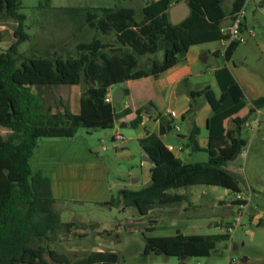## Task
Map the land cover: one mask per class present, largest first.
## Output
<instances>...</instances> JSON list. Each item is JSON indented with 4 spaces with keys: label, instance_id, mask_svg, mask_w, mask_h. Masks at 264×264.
<instances>
[{
    "label": "trees",
    "instance_id": "obj_1",
    "mask_svg": "<svg viewBox=\"0 0 264 264\" xmlns=\"http://www.w3.org/2000/svg\"><path fill=\"white\" fill-rule=\"evenodd\" d=\"M23 0H0V21L13 19L18 23L13 44L0 52V264H116L119 256L113 252H93L77 263L56 250L53 237L58 229L71 231L76 223H61L54 209L51 182L40 173L34 174L30 158L39 142V130L50 129L53 136L71 138L81 129H109L130 113L117 112L114 102L105 101L110 87L131 79L157 77L185 59L190 47L223 39L221 24L229 14L245 8L248 0H234L228 13L224 0H143L146 3L138 19L137 10L114 0L110 8L83 7L86 24L101 36L114 34L115 43L95 38L77 46L78 57L67 61L52 58H27L19 51L29 39L25 32L26 16L20 12ZM187 2L191 14L180 24L171 22L169 10ZM97 37V36H96ZM241 45L231 43L224 52L230 61ZM163 51V60H154L148 69L140 66V58ZM219 95L207 86L193 91L192 98L204 96L213 115L207 121L210 142L200 147L199 127L192 122L187 145L192 151H206L207 162L188 163L177 157L157 134L148 133L140 140L145 154L153 161L152 182L139 191L122 189L118 197L101 203L136 208L147 216L155 209L179 208L185 197L170 194L169 190L188 189L196 185L220 186L232 193L242 192L240 179L227 169L238 159L247 142L243 138L234 146H223L225 137L241 135L250 115L264 107V96L250 104L228 66L215 72ZM94 79L95 83L92 82ZM77 80L83 86L79 110L73 113L64 102L63 84ZM249 104L244 117L239 113ZM151 105V104H149ZM137 110L132 127L142 122L141 115L149 107ZM193 102L183 116L194 118L198 112ZM232 121L228 128L226 122ZM172 122L163 120L161 133H167ZM223 143H222V142ZM234 205L241 202L233 201ZM262 220L258 226H262ZM153 231L152 227L147 228ZM230 234L173 236L145 235L143 254L167 255L168 245L179 244L182 256L210 257L221 241H230Z\"/></svg>",
    "mask_w": 264,
    "mask_h": 264
},
{
    "label": "rangeland",
    "instance_id": "obj_2",
    "mask_svg": "<svg viewBox=\"0 0 264 264\" xmlns=\"http://www.w3.org/2000/svg\"><path fill=\"white\" fill-rule=\"evenodd\" d=\"M114 0H23L22 8L20 10L26 16L25 32L29 34L30 38L22 42L19 46L21 52L31 51L39 48L37 44L39 42L40 27H46L52 29L56 35L59 31H67V27H74L77 25L80 31V40L90 42L95 38H102L103 41L111 43L113 46H119L115 43L114 34L109 36H101L93 29L86 30L83 28V20L80 15L73 18L72 23L71 12L78 11L83 12L81 8L85 6L90 7H108L114 5ZM233 0H225V9H230ZM126 5H134L138 12H141V8L144 5L143 0H126ZM246 15L248 18L249 26L252 33L245 32L246 43L241 44L238 47L233 61L230 62V69L236 76L242 78L244 82V89L246 92V100L250 104V98L252 92L247 89V84H253L257 81L259 91H264V5L261 7L259 3H249L246 7ZM7 21L3 20L2 25L5 26ZM8 27H4L5 37L7 41L11 40L12 36L9 33ZM73 25V26H72ZM82 26V27H81ZM71 29V30H72ZM32 37V38H31ZM0 43L2 47L9 45L8 42ZM222 44L218 42L206 43L200 48L203 52L199 53L195 58L199 67L204 68L206 76H200L196 81L202 85L204 80L215 85L216 93L219 95L220 91L215 83V77L212 72L206 71L208 67H213L216 62L222 63L219 59L215 58L213 54L214 50L221 47ZM7 50V49H6ZM208 51L211 55L208 56ZM144 56L140 59V66L142 68H148L151 60L156 58L162 61L164 58L163 52H158L155 57ZM209 57L208 62H203ZM195 80H192L190 88L196 86ZM117 85L113 86L112 91L115 92ZM204 99L199 96L195 98L193 104L200 109V106L204 103ZM198 109V110H199ZM244 111L243 114H246ZM259 121L264 122V107L257 110L255 113L249 116L247 123L242 128L241 135H235L233 137H225V146H234L239 138H243L247 141V145L242 151V154L237 160L230 162L227 166L228 170L240 179V187L243 189V193L247 194L249 190L252 191V196L249 201V206L246 211H243L242 223L232 236L235 237L234 244L227 246L226 241L218 242L216 249L212 252L210 257H191L182 259V254L177 253V247L170 249L167 255H145L141 254L140 248L144 247L145 235L148 236H171L177 233V228L173 225H180L184 222V218L175 220H164L153 231H148L147 228L155 226L153 214L142 216L136 208L124 209L116 203V205L103 204L100 207L95 206L92 203H69L66 201L59 202L56 205L61 223H68L76 221V228L67 232L66 229L59 228L56 237H53L55 242H49V244L57 243L56 250L60 253L66 254L72 263H77L80 260L88 257L97 248L101 250H107L106 252H113L119 256V260L116 264H228V258H238L240 261L251 259L249 264H264V224L260 227L251 224V218L257 223L262 220L264 223V124L259 132L253 130V126ZM253 125V126H252ZM191 123L189 119H185V122L180 123L179 133L188 134ZM232 124H230V127ZM262 126V125H261ZM87 129H81L80 133H85ZM113 128L109 129H92L90 138L93 141V147L98 150L102 156H107L111 162L112 169L110 170L109 177L116 176V182L120 188H127L133 191H139L143 188L142 180L140 183H133L134 179L140 177L141 174V162H143L144 156L141 155V150L135 141H129V137L135 136V128L127 127L120 128L118 131L125 137L126 141L118 140L113 142L111 133ZM7 134V129L0 128V136ZM171 135L177 136V130L173 129ZM207 131L204 129L201 137H206ZM176 143L180 144V140L175 139ZM116 145V146H115ZM125 146H128L134 157H129L124 150ZM117 149V150H116ZM192 158L186 157L183 151L179 154L186 162H207L208 153L206 151L191 152ZM188 158V159H186ZM252 188L254 190H252ZM189 191L196 193L199 196V200L208 203L207 216L200 218L198 223H207L213 220V210L220 211L218 206H214L217 194H224V188L217 186L213 188L206 185H196L188 188ZM209 194L204 195L205 192ZM118 192L114 193L113 198L118 197ZM235 215H238V209L234 208ZM156 215L161 213L154 212ZM173 214V212H171ZM180 213V211H175ZM153 217V218H152ZM97 222L108 223V230L110 232H104L103 226L95 227L93 224ZM131 229H130V228ZM216 227L214 226L213 229ZM133 230V231H130ZM216 230H213V232ZM199 234L208 233L207 228L198 229ZM218 232V230H217ZM254 234V236H253ZM50 264H64L52 262L51 258L47 255Z\"/></svg>",
    "mask_w": 264,
    "mask_h": 264
},
{
    "label": "crops",
    "instance_id": "obj_3",
    "mask_svg": "<svg viewBox=\"0 0 264 264\" xmlns=\"http://www.w3.org/2000/svg\"><path fill=\"white\" fill-rule=\"evenodd\" d=\"M233 2L231 4L230 9L226 10L224 7L225 11H227L228 13L232 8ZM249 3H255V4L259 3V6L261 7L262 5H264V0L247 1L244 8L245 9V19L243 25L244 34L247 31H248L247 33L249 32L252 33L250 31L251 28L249 26L248 18L246 15V7L248 6ZM114 5H110L106 8L113 7ZM126 6L136 9L134 5H126ZM144 6H146L145 2L142 8ZM85 7H88L90 9L105 8V7H90V6H85ZM77 13L78 15H80V17L83 20V24H82L83 28H85L86 30H90L91 28L86 24L85 21L84 11L80 13L78 11L71 12L70 15L71 18L69 19L70 23H72L73 18L76 19ZM137 13H138V19L140 20L141 12L137 11ZM231 15L232 14H229L226 17V19L222 22L221 26L223 24H226L230 20ZM3 20L7 21V24L5 26L2 25ZM8 24H10L9 33L12 36L11 40L9 41H7L4 31L5 30L4 27L7 28ZM17 25L18 23L16 21L9 18L2 19L0 21V43H4L6 41L9 43V45L6 47H2L0 44V52L6 51V49H8L13 44L15 40L14 32L16 30ZM67 28H68L67 31H59L58 34L56 35V33L52 29H50V27L49 28L40 27L39 29L40 44H37L39 48L24 52H21L19 50L20 53L27 58H52L55 55L62 58V60L64 61H67L69 59H76L78 57L77 46L80 43L86 41L79 39L80 31L77 25L74 27V29H72L73 27L70 26ZM204 44H197L190 47L184 60H182L172 68L168 69L167 71L161 73L157 77L147 76L139 79L127 80L123 83L118 84L115 92L112 91L113 87H110L112 99L114 98L116 93L118 94L117 95L118 97L122 98L121 102L113 101L114 102L113 105L116 111L117 112H123L125 110L130 111L129 114H127L125 117L121 118L119 121L115 123L113 127V131L111 133L113 142H116L118 140L126 141L127 139L125 140V137L118 131V126H120V128H127L131 126V122H133L137 116V110L146 105L151 104L142 113L141 115L142 122L139 124V126L134 127L136 130L134 133L135 136L128 138V142L135 141L138 144L142 156L145 157L147 155L145 154L140 144V140L145 138L148 133H153V134H157L167 147L173 146L175 148L174 154L184 162L186 161L179 154L180 151H183L184 155L188 154V156L186 157L190 156V158H192L191 152H196V151H192L191 147L187 145L188 143L187 137L191 132L193 121L200 129V133L197 136V140L200 147L203 149L208 147V144L210 142V137L208 134L207 121L209 117L213 115V112L210 104L207 102L204 96H199L200 98H203L205 102L200 106V109L198 110L196 116L194 118H191L190 116H186L185 118L186 120L189 119L191 123L188 134L179 133L180 123L185 122V119L183 120V116L190 108V104L193 101H195L196 98V97L192 98L191 93L193 91L203 90L207 86H210L215 92L217 89L215 85H213L210 82H207V80H204L202 85H200L196 81L198 77L204 75L206 76L204 72L205 69L198 66L195 58L199 53L203 52L200 46ZM159 52H163V51H159ZM224 52H225L224 46L218 47L216 50H214L213 54L215 55V58L222 61V63H219L218 61L216 62V64H214L213 67H208L206 69L207 73L212 72L215 77L216 70L221 68L222 66H228L230 69L229 64L230 62L233 61L234 56L230 61H226L224 57ZM156 54L149 56L153 58L155 57ZM207 54L208 56L211 55L209 51ZM151 57H149V59H152ZM204 59L205 60L203 62L206 63L209 61L210 58L207 57ZM154 60L157 59L154 58L153 60H151V62ZM148 68H144V69H148ZM230 71L232 72L234 78L237 80V82L242 87L244 93L246 94L243 84L244 82H242L243 81L242 78L239 75L236 76L231 69ZM192 80H195V84L197 85L194 86L193 88L192 87L190 88V85L192 84ZM71 82L72 84H70L69 81H66L65 84H63L64 102L69 106V108L73 113H77L79 110V99L83 93V86L77 84L80 83L77 80ZM215 83H217L216 77H215ZM258 86L259 85L257 81L253 84V86L249 83L247 84L248 91L255 93L252 94V97L250 98L251 102L261 96H264V91L258 92L259 91ZM121 91H122V95L120 94ZM244 111H247L248 113L249 104L244 110H242L239 113L240 117H244L245 115H247V113L243 114ZM166 112L168 113L174 112L175 116L173 118L165 117L164 114ZM163 120H165L166 122L171 121L172 126H169L170 128L168 127L167 133L162 134L161 131L163 126ZM225 124L228 128H230V124H232V121L228 120ZM176 126L179 127L178 130L175 128ZM262 127L263 125L259 128L257 132H259ZM173 129L177 130L178 135L176 137L171 135V131ZM204 129L207 131V136L201 137ZM91 132L92 129H87L85 133H80L79 131L76 136L71 138H66L63 136H53L50 129H45V130L41 129L38 132L39 142L30 158L31 168L34 174L40 173L43 177L48 178L50 180L53 197L58 201V203L62 201H66L69 203H92L95 204V206L100 207L101 203L109 202L110 200H112L114 193L122 189H127L126 187L120 188L119 184L116 182L117 179L116 176H113L111 178L109 177L110 170L112 169L110 165L111 159L109 160L107 156H102L98 152V150H96L93 147L94 146L93 141L90 138V135L92 134ZM175 139L180 140V144L176 143L174 141ZM181 146H183V149L179 150ZM124 152L127 155H129V157L131 156L134 157L128 146H125ZM188 163H197V162H188ZM153 165H154L153 162L151 163L143 158V162H141L140 177L134 179L133 183H140V181L142 180L144 185L143 188L150 185L152 182L151 170L153 168ZM210 187L217 188V186H210ZM241 190L243 192L242 187ZM252 190L254 189L252 188ZM168 192L170 194H177L184 196L185 200L179 208L155 209L151 211L149 215L153 214L154 218H156V216L158 217L157 219L152 220V222H154L155 225V226H151L153 229H155L157 227L156 225L160 224L164 220H168V221L172 220L173 222V220H175L176 218L178 219L184 218L185 220H187V222L184 221L181 222L180 225L177 224L173 225L175 227H178L177 233L181 232L184 233L185 235L199 234L197 232L198 229L207 228L208 233L200 234V235L229 234L227 231V223L232 217L235 208V205L233 204L235 197L234 193L224 188V194L223 195L217 194L216 201L214 203V206H218V208H220L221 210L220 211L213 210L212 212V214L214 215L213 220L207 223H198L197 221H199L200 218L207 216L208 203L199 200L200 197L197 196L195 192L192 193V191H189V189L169 190ZM208 194L209 193L207 191L204 193L205 196H207ZM58 203L55 202L54 204L55 210H56V205ZM178 210L180 211V213H175V211ZM155 211L156 212L159 211L160 213L161 212L162 213L159 216L154 213ZM171 212H173V214ZM71 222L76 223V221H71ZM251 224L260 227L258 226L257 221H254L252 218H251ZM93 225L95 227H101V226H103L104 228L106 227L104 229V232L112 231V230H108L109 229L108 223L106 222H97L94 223ZM214 226L216 227L215 229H213ZM213 230H216V232L215 231L213 232ZM230 235H231V240L227 242V246L228 245L230 246V243H232L235 245L234 247L237 248L238 246H236L237 243L235 244L236 242L235 237L232 236V234ZM144 247L140 248L141 254H143ZM174 247L178 248L177 253L180 255L182 247L179 244L168 245L167 254H169L170 249ZM96 251H107V250H101L100 248H97ZM229 259L230 258H228V261ZM250 262L251 259L249 258L248 260L245 261V264H249Z\"/></svg>",
    "mask_w": 264,
    "mask_h": 264
},
{
    "label": "built area",
    "instance_id": "obj_4",
    "mask_svg": "<svg viewBox=\"0 0 264 264\" xmlns=\"http://www.w3.org/2000/svg\"><path fill=\"white\" fill-rule=\"evenodd\" d=\"M244 19H245V9L243 8L241 11L232 14L230 17V20L221 26V33L223 36V39L219 41L222 46L225 47V49L233 42H239L241 44L246 43L247 39L243 31V25H244ZM105 101L107 103L113 102L111 90L108 89V92L105 97ZM165 117L173 118L174 112H166ZM263 121H259L255 126H253L254 133L259 130L261 125H263ZM177 130L179 129L178 126L175 127ZM168 149L172 152L175 151V148L173 146H168ZM183 146L179 148V150H182ZM234 201L241 202V204L235 205V208L238 209V215H235V212H233L232 217L227 223V231L229 234H232L236 231V229L241 226L242 218H243V211H246L249 206V201L251 199L252 193L249 190L247 194H244L243 192H237L234 193ZM232 243H230V246ZM228 264H242L241 261L237 258H230L228 261Z\"/></svg>",
    "mask_w": 264,
    "mask_h": 264
},
{
    "label": "water",
    "instance_id": "obj_5",
    "mask_svg": "<svg viewBox=\"0 0 264 264\" xmlns=\"http://www.w3.org/2000/svg\"><path fill=\"white\" fill-rule=\"evenodd\" d=\"M191 14V8L189 7L187 2H181L179 4L174 5L170 9V16H171V22L174 25H177L181 23L183 20H185L189 15ZM93 83H95L94 79L92 80ZM122 95V91L120 93ZM118 94L116 93L113 101L114 102H121L122 98L117 96ZM170 128V127H169ZM144 159L148 160L149 162H153L148 156H145ZM182 259H186L185 256H182ZM246 260H241L242 264H245Z\"/></svg>",
    "mask_w": 264,
    "mask_h": 264
}]
</instances>
